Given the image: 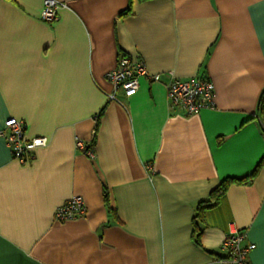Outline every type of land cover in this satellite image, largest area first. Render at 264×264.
Returning <instances> with one entry per match:
<instances>
[{"label": "crops", "instance_id": "1", "mask_svg": "<svg viewBox=\"0 0 264 264\" xmlns=\"http://www.w3.org/2000/svg\"><path fill=\"white\" fill-rule=\"evenodd\" d=\"M56 1L49 24L43 0H0V130L48 139L20 164L0 137V264H227L234 231L264 264V0ZM120 56L160 81L113 92ZM172 78L209 79L214 108L171 110ZM244 177L196 245L197 204ZM75 196L84 215L56 221Z\"/></svg>", "mask_w": 264, "mask_h": 264}, {"label": "built area", "instance_id": "2", "mask_svg": "<svg viewBox=\"0 0 264 264\" xmlns=\"http://www.w3.org/2000/svg\"><path fill=\"white\" fill-rule=\"evenodd\" d=\"M64 5L56 0H43L41 19L52 23L57 19V12ZM106 79L112 85L113 92L121 91L124 97L134 96L139 88V78L146 77L151 82H159V75H149L145 65L141 61L132 62L126 56H120L113 70L106 74ZM166 97L171 110H180L187 116L198 114L204 109L214 108V86L207 78H194L186 81L173 79L166 85ZM114 100V93L110 95ZM25 123L22 120L9 118L4 122L0 130V137L5 141L11 156L20 164L32 160L34 151L45 148L48 139L36 137L27 139L25 137ZM76 149L90 159L94 154L81 140H76ZM85 206L83 199L79 196L72 197L55 212V220L65 222L83 216ZM255 248L252 244H246L244 231L230 233L221 245L224 259L227 264H250L249 253Z\"/></svg>", "mask_w": 264, "mask_h": 264}, {"label": "trees", "instance_id": "3", "mask_svg": "<svg viewBox=\"0 0 264 264\" xmlns=\"http://www.w3.org/2000/svg\"><path fill=\"white\" fill-rule=\"evenodd\" d=\"M247 177H244L242 179L228 178L221 181L219 185L209 193L208 197L205 200L197 204L195 208V214L193 217V227H194L193 239L196 245L199 246V237L202 232V221H203L204 212L207 210L214 209L220 204L223 196L225 195L230 185L240 184Z\"/></svg>", "mask_w": 264, "mask_h": 264}]
</instances>
